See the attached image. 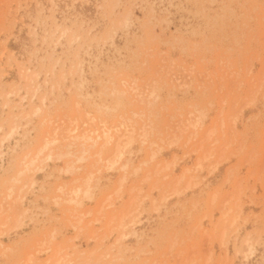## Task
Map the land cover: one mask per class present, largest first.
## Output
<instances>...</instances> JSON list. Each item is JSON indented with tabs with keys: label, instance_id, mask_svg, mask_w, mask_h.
I'll use <instances>...</instances> for the list:
<instances>
[{
	"label": "rangeland",
	"instance_id": "rangeland-1",
	"mask_svg": "<svg viewBox=\"0 0 264 264\" xmlns=\"http://www.w3.org/2000/svg\"><path fill=\"white\" fill-rule=\"evenodd\" d=\"M0 264H264V0H0Z\"/></svg>",
	"mask_w": 264,
	"mask_h": 264
},
{
	"label": "bare ground",
	"instance_id": "bare-ground-1",
	"mask_svg": "<svg viewBox=\"0 0 264 264\" xmlns=\"http://www.w3.org/2000/svg\"><path fill=\"white\" fill-rule=\"evenodd\" d=\"M98 127V126H97ZM121 136V135H120Z\"/></svg>",
	"mask_w": 264,
	"mask_h": 264
}]
</instances>
